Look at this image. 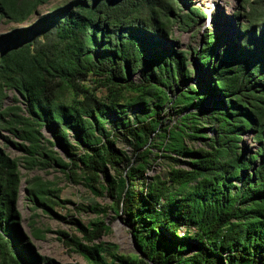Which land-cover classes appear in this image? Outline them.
Masks as SVG:
<instances>
[{"label":"trees","instance_id":"16d2710c","mask_svg":"<svg viewBox=\"0 0 264 264\" xmlns=\"http://www.w3.org/2000/svg\"><path fill=\"white\" fill-rule=\"evenodd\" d=\"M50 1L0 0V18L24 22ZM178 1L71 0L46 14L41 35L2 51L0 137L22 158L12 157L0 141V264L44 262L15 207L20 159L28 169L56 165L109 200L87 206L98 215L88 224L73 218L81 238L59 231L89 264H264V0L250 2L248 23L219 52L216 36L206 34L197 53L213 67L211 84L170 96L177 70L189 74L187 57L157 50V42L169 37L174 24L190 26L202 15L195 6L181 14ZM140 67L144 75L135 81L131 75ZM100 88L105 97L98 96ZM9 90L25 107L6 105ZM64 90L69 99L61 98ZM212 94L219 98L203 118L200 108ZM152 100L150 111L132 123L119 121L125 124L121 131L106 127L107 113L121 101L130 107ZM167 101L178 118L164 126L158 107ZM206 123L213 124L214 136L193 145L208 141ZM46 127L54 140L45 137ZM247 133L257 143L253 151L241 145ZM118 140L132 148L131 155ZM160 158L169 160L168 167L149 175ZM50 185L35 177L25 187L46 211L58 204L53 197L69 202ZM109 210L123 214L139 255L119 254L117 245L97 241L110 229L99 217Z\"/></svg>","mask_w":264,"mask_h":264},{"label":"rangeland","instance_id":"374dc122","mask_svg":"<svg viewBox=\"0 0 264 264\" xmlns=\"http://www.w3.org/2000/svg\"><path fill=\"white\" fill-rule=\"evenodd\" d=\"M71 0H51L49 3L39 7L38 14H33L28 20L24 22L7 21L5 18H0V54L5 48L19 45L36 35H41L46 29L47 21L45 16L50 12L54 6L62 5ZM252 0H179L177 8L181 14L189 12L190 7H198L202 13L196 22H191L190 26H185L176 23L172 27V31L168 38L159 39L157 42V50H163L168 53L176 51L184 53L187 57L186 68L189 69L187 76L182 75L177 70V78L170 88H167L170 96H175L181 88L194 86L196 89L202 91L206 86L211 84L214 77L212 72V65H203L198 58V51L201 50L206 41V34L212 32L217 38L216 52H219L225 43L232 40L237 33L240 32L242 26L248 23V10ZM42 23V24H41ZM213 62V61H212ZM144 70L140 67L136 72L132 73L131 78L135 81L142 79ZM154 77V76H153ZM6 105L20 104L25 107L23 100L16 94L15 91H7ZM98 96L105 97L107 91L100 88L97 91ZM18 97L16 101L15 97ZM61 98L69 99L70 93L67 90L62 91ZM217 94L208 96L200 111H204L200 116L206 118L211 112V102L217 100ZM155 100L148 103L137 102L129 106H121L124 104L121 101L120 106L112 109L107 113L106 127L108 129L122 130L125 124L119 121H129L132 123L137 114L147 110ZM158 112L162 117L164 126L172 125L177 121L178 115L175 109L172 108V103L167 101L162 106L158 107ZM118 122V123H117ZM208 134V141L195 140L192 143L195 146L205 145L214 136L213 124H204ZM2 134L12 138L9 133L2 130ZM45 137L53 139L51 131L44 128ZM72 141L74 137H71ZM1 143L5 146L6 151L14 158H22V153L17 150L11 143L5 142L0 137ZM241 145L244 148H249L253 151L257 147V143L253 138L252 133H247L241 140ZM117 146L125 150L127 154H132V148L121 140L117 141ZM53 149L63 155L59 145H55ZM156 149V148H155ZM156 151V150H155ZM169 160L160 158L156 162L148 174L164 173V169L168 167ZM20 171L22 175L21 188L19 198L16 202V209L20 213V226L34 249L40 253L43 258V264H89L88 261L78 252L72 251L63 241V236L59 231L63 230L71 235L82 237V233L77 230L73 223V218L80 219L83 223L88 224L95 220L98 215L96 212L87 208L88 205L100 204L105 206L109 200L105 197H97L82 183L71 181L60 167L46 166L44 168L28 169L25 167L22 159H20ZM35 177H40L46 182H51L50 187L59 189L55 194H59L61 199H67L69 202H61L57 198L52 199L57 201L54 204L53 211L65 215V219H61L54 215L53 211H46L42 207L35 206L29 199L25 187L28 185V180ZM238 184V182H236ZM110 224L108 232L103 233L97 240L105 243H113L118 246L117 252L119 254L127 255L129 257L140 254L134 235L129 226L124 221V216L121 213L116 214L114 210H109L105 216L100 214ZM35 229H39V234L35 235Z\"/></svg>","mask_w":264,"mask_h":264},{"label":"water","instance_id":"95a60500","mask_svg":"<svg viewBox=\"0 0 264 264\" xmlns=\"http://www.w3.org/2000/svg\"><path fill=\"white\" fill-rule=\"evenodd\" d=\"M218 56L216 57L215 61L217 60Z\"/></svg>","mask_w":264,"mask_h":264}]
</instances>
